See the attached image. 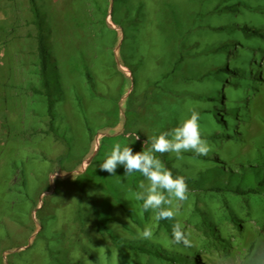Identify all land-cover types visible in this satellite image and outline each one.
<instances>
[{"label": "rangeland", "instance_id": "rangeland-1", "mask_svg": "<svg viewBox=\"0 0 264 264\" xmlns=\"http://www.w3.org/2000/svg\"><path fill=\"white\" fill-rule=\"evenodd\" d=\"M36 1L63 91L53 121L60 140L47 132L43 99L28 91L37 84L29 5L0 0V264H171L130 246L187 257L194 249L203 264H225L224 257L245 264L264 240V199L204 187L214 164L264 152V39L242 32L264 34V0ZM249 62L260 66L251 72L256 86L235 89L230 76L220 83L206 78L218 67ZM216 90L223 96L218 113L239 111L225 120L229 130L214 124ZM190 110L200 114L212 150L183 152L181 160L166 153L188 185V199L170 220L189 234L186 248L172 243L155 212L135 198L144 180L139 172L125 176L118 166L111 176L99 165L116 143L142 151ZM227 130L245 142L224 138ZM73 174L74 181L65 178ZM145 227L150 239L141 238Z\"/></svg>", "mask_w": 264, "mask_h": 264}, {"label": "trees", "instance_id": "trees-1", "mask_svg": "<svg viewBox=\"0 0 264 264\" xmlns=\"http://www.w3.org/2000/svg\"><path fill=\"white\" fill-rule=\"evenodd\" d=\"M26 1L29 5V11L31 13V19L28 22V26L31 27V29L27 36L33 41L34 44V74L37 81V84L33 83L28 87V91L31 93V95L41 97L43 99L45 103L46 114L49 118L47 132L52 133L56 139L60 140L55 128L53 127V121L55 104L62 99L63 91L60 87L58 77L56 78L53 76L57 74V72L53 64H51L52 59L49 46L50 30L45 16L39 9L37 1ZM242 32L247 37H257L264 39V34L247 27H243ZM259 68L260 66L254 62L247 63V66L243 68L225 65L216 68L213 72L208 73L206 78L212 77L216 83H220L219 80H222L226 76H230L232 78V87L235 89L249 88L251 85H257V82H255L253 77H251V72H257V69ZM86 76L88 77V80H90L87 74ZM257 78H259L258 75ZM215 97L217 98V101L214 99ZM210 101L214 106L212 111L214 124L221 130H225L226 128L229 130L232 125L231 123H226L225 120H233V116L239 112L238 108H225L221 111V113H218L215 109V106L223 105V96L222 93L217 90L214 91L210 97ZM171 129H169V131ZM228 130L225 131V137L220 136L219 134H213L211 135V138L224 137L236 142H245L244 137H240L239 135L241 133L233 134L234 131L228 132ZM103 135L104 137H107L106 133H103ZM92 146H94V142L92 143ZM147 146L150 147V143ZM156 156L163 162L165 167L172 171L173 175L175 176L174 171L166 158V153L162 155L156 153ZM222 164L223 165L214 164L212 166L210 173L213 176V181L211 185L204 187V190L214 194L228 193L235 197L254 196L262 197L264 199V152L260 151L258 157L250 160L248 158L239 160L234 165H224V162ZM78 176V174H73L67 175L65 178L74 181V179ZM200 182L203 183L205 180L201 178ZM157 223L158 228L163 229L170 241L174 243L172 239V224L170 223V220H159ZM130 249L136 253H146L158 259H163L171 264H203L194 258L197 254H199L198 251L194 249H190L188 257L178 253L172 254L171 256L159 253L158 251L152 253L146 249L136 246H130Z\"/></svg>", "mask_w": 264, "mask_h": 264}, {"label": "clouds", "instance_id": "clouds-1", "mask_svg": "<svg viewBox=\"0 0 264 264\" xmlns=\"http://www.w3.org/2000/svg\"><path fill=\"white\" fill-rule=\"evenodd\" d=\"M200 114L190 110V115L179 121L178 126L170 131H162L150 138V147L147 140L143 150L133 152L129 145L122 146L116 143L106 154L100 169L111 176H115L118 166H123L125 176L139 172L144 180H141L135 193V198L142 201L145 211L153 210L157 221L174 220L180 212L182 202L189 197L186 178L182 175H173L172 171L165 167L156 153H175L178 160L183 159L181 153L194 152L198 156H207L212 150L209 142L203 138L200 127ZM136 139L139 137L136 136ZM175 202V203H174ZM141 238L150 239L152 230L145 227L140 233ZM172 239L176 244H182L186 248L192 247L189 234L186 233L180 222L172 225ZM264 240L258 239L255 246L245 258V264H264ZM225 264H230V257H224Z\"/></svg>", "mask_w": 264, "mask_h": 264}]
</instances>
